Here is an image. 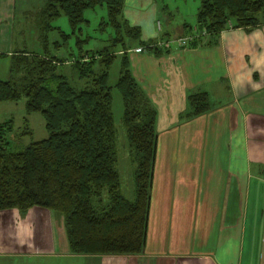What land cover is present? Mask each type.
Instances as JSON below:
<instances>
[{
    "label": "trees",
    "instance_id": "obj_1",
    "mask_svg": "<svg viewBox=\"0 0 264 264\" xmlns=\"http://www.w3.org/2000/svg\"><path fill=\"white\" fill-rule=\"evenodd\" d=\"M123 2L45 0L37 10L39 37L46 43L53 17L64 13L75 27L86 20V8L105 3L106 18L101 22L114 30L110 44L89 55L80 50L71 63L86 79L84 86L72 85L57 71L65 58L24 49L10 53L12 76L0 77V101L25 97L26 111H39L47 130V136L13 149L7 139L13 119L0 122V210L24 212L34 205L56 210L63 216L68 250L76 254H134L146 240L157 110L131 71L128 49L135 40L158 55L170 49L171 38L142 40L140 27L122 17ZM263 21L264 0H199L194 23L183 22L184 34L175 38L191 36L179 44L183 46L209 45L222 29L250 28ZM116 44L119 49H113ZM117 54L120 67L114 85L122 96V121L135 160L132 198L123 193L115 167L116 129L107 81ZM187 101L186 117L210 106L205 90L189 93ZM25 132H31L26 118L21 133Z\"/></svg>",
    "mask_w": 264,
    "mask_h": 264
},
{
    "label": "crops",
    "instance_id": "obj_2",
    "mask_svg": "<svg viewBox=\"0 0 264 264\" xmlns=\"http://www.w3.org/2000/svg\"><path fill=\"white\" fill-rule=\"evenodd\" d=\"M122 17L144 41L171 38L158 55L135 40L128 49L157 110L146 240L134 254H69L84 257L79 264H264V21L183 46L174 38L184 28L163 25L158 0H124ZM198 90L210 106L186 117Z\"/></svg>",
    "mask_w": 264,
    "mask_h": 264
},
{
    "label": "rangeland",
    "instance_id": "obj_3",
    "mask_svg": "<svg viewBox=\"0 0 264 264\" xmlns=\"http://www.w3.org/2000/svg\"><path fill=\"white\" fill-rule=\"evenodd\" d=\"M45 0H0V77L10 78L12 57L14 50L24 49L38 53L47 52L65 58L67 61L58 65L57 71L64 73L72 85L82 87L85 78L77 75L72 67V61L79 51L89 55L105 45H109L113 28L101 20L106 18L105 3L88 7L83 15L86 20L73 27L64 13L53 17L51 24L54 26L46 32L47 42L43 43L39 37V28L35 16L37 10ZM159 19L163 25L174 26V32L182 26V22H192L199 0H158ZM10 16H6L7 14ZM62 30V31H61ZM62 32L69 33L64 37ZM80 38L81 40H78ZM57 43V44H56ZM120 44L113 46L119 49ZM120 67V56L109 67L108 84L112 93V111L116 129L117 161L115 167L120 175L121 189L128 197H133L134 179L133 172L135 160L131 153L125 126L122 121L123 102L118 88L114 85ZM12 118L13 127L7 133L9 147L19 149L31 140L47 136L45 121L39 111L27 112L25 97L17 100L0 101V122ZM25 118L31 132L21 133L25 127ZM161 150V145L158 151ZM0 210V231L14 229L10 237L1 235L0 248L9 250L8 254H0V263L13 264H79L84 257L69 254L63 216L54 209L34 205L27 211L16 210L18 218L8 217L9 210ZM81 263V264H82Z\"/></svg>",
    "mask_w": 264,
    "mask_h": 264
},
{
    "label": "built area",
    "instance_id": "obj_4",
    "mask_svg": "<svg viewBox=\"0 0 264 264\" xmlns=\"http://www.w3.org/2000/svg\"><path fill=\"white\" fill-rule=\"evenodd\" d=\"M202 33H205L206 30L205 29H202L201 30ZM191 38V36H182V37H177V38H174L176 39V41L178 42V44H184L185 41L189 40ZM173 41V40H172ZM169 43L171 42V39L168 41Z\"/></svg>",
    "mask_w": 264,
    "mask_h": 264
}]
</instances>
